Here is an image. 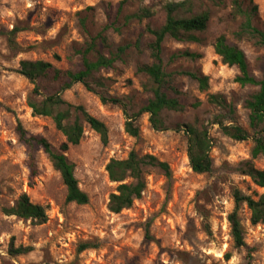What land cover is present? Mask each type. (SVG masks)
<instances>
[{
  "label": "rangeland",
  "instance_id": "obj_1",
  "mask_svg": "<svg viewBox=\"0 0 264 264\" xmlns=\"http://www.w3.org/2000/svg\"><path fill=\"white\" fill-rule=\"evenodd\" d=\"M119 1L0 0V264H264V224H251L250 211L245 204L239 205L245 246L235 248L227 222L234 207L233 188L253 197L264 193V188L255 186L235 168L251 160L256 168L264 170V159L251 158V138L232 140L221 133L217 124L208 122L220 110L206 103V94L220 93L232 105L235 123L247 129L248 111L243 102L256 90L237 84V69L222 64L214 53L213 41L218 35L224 34L243 52L252 75L260 76L264 67V46L255 39L233 38L239 20L229 18L228 0H194L188 15L203 10H209L211 15L206 30L194 34L198 41L166 38L162 43L166 72L190 71L208 77V88L202 92L188 76L173 75L185 108L181 112H163L169 127L166 130L153 129L148 114L143 113L138 119L140 136L133 138L124 132L125 115L120 105L103 104L96 92L80 83L62 92L66 101L82 105L108 129V140L103 144L98 134L84 125L82 139L66 152L75 164L78 186L88 196L86 204L65 202L66 188L60 175L37 146L32 151L37 172L30 177L28 150L18 139L16 122L29 134L43 136L54 146L64 137L49 117L31 114L27 101L34 96L32 84L17 72L20 60L42 59L58 68L75 70L81 66L76 51L101 33L105 41H95L100 54L115 55L118 47H123L112 66L99 72L104 79V93L125 97L133 111L150 96L147 77L135 73L137 65L149 61L146 43L151 37L146 26L162 24V6L180 0H127L118 14ZM253 1L258 8L254 24L264 30V0ZM87 7L92 9L85 10ZM141 7L153 11V15L123 24L125 15ZM12 30L13 42L9 44L6 34ZM137 41L139 48L135 46ZM184 50L199 53L200 58L170 59ZM93 56L92 52L90 57ZM196 102L200 105L192 107ZM186 123L207 125L212 139L209 154L213 166L209 173L197 174L190 168L187 135L183 127L174 130L172 126ZM132 149L167 162L171 176L166 178L157 169L148 168L141 198L129 208L111 213L106 205L115 183L107 178L105 164L110 158H124ZM21 193L46 206V223L32 225L29 220L2 212ZM82 242L91 247L78 252ZM11 243L14 248L31 250L10 255Z\"/></svg>",
  "mask_w": 264,
  "mask_h": 264
},
{
  "label": "trees",
  "instance_id": "obj_2",
  "mask_svg": "<svg viewBox=\"0 0 264 264\" xmlns=\"http://www.w3.org/2000/svg\"><path fill=\"white\" fill-rule=\"evenodd\" d=\"M194 0H180L167 2L162 6L164 13L163 23L157 27L146 26V31L151 39L146 43L149 61L136 66V74L147 77L150 82V96L141 104L137 110L130 109L125 97L108 96L102 90L105 86L104 79L99 72L101 69L110 68L123 47H118L115 55H103L96 51L95 41L101 42L105 37L98 33L91 38L84 49L76 53L80 57L81 66L78 69H62L51 62L42 59H22L18 62L17 72L32 84L31 97L27 106L34 116L49 117L56 130L64 140L54 146L45 137L29 134L19 121L16 122L15 131L18 139L27 148L26 164L30 177L36 174L35 156L32 152L34 147H39L46 155L51 166L60 175L63 185L66 188L65 202H73L79 205L88 202L87 194L78 186L75 177V164L67 157L66 152L70 146L77 145L83 137L84 125L98 134L103 144L108 140V129L98 118L89 114L82 105H75L62 97V92L71 88L75 83L82 84L87 90L98 94L103 104L111 103L121 106L125 115L123 124L124 132L133 137L139 138L140 128L138 119L143 113L148 114V121L155 130H166L169 128L163 117V112H181L185 106L181 103L179 95L181 91L173 84L174 74H184L196 82L199 91H206L208 88V77L202 73L182 71L178 73L166 72L163 66L162 43L166 38L175 41H193L198 39L194 35L206 30L210 11L203 10L199 13L188 15L190 5ZM223 0H221L222 2ZM127 0L118 2L117 13L121 11ZM215 1H213L214 3ZM217 4V3H214ZM229 18L239 20L237 30L232 32L235 40L255 39L258 45L264 46V30L254 24L258 15L257 5L253 0H228ZM87 7L85 10H91ZM153 11L141 7L136 11L123 17V24L131 21L140 22L150 18ZM83 24L84 20H80ZM118 29V27H116ZM6 34L9 44L13 41L11 34ZM139 48L138 41L135 44ZM214 53L220 58L222 64L237 69L235 82L240 86H253L256 90L249 94L243 105L248 111L247 129L235 123L234 109L220 93L206 94V103L217 107L220 112L211 115L210 124H217L221 133L226 137L243 141L251 138L254 145L251 149V158L258 156L264 159V67L260 76L252 75L244 57L243 52L235 45L229 43L224 34L218 35L213 41ZM93 52V58L90 54ZM186 58L196 60L200 58L199 53L188 50L174 53L170 59ZM39 98V99H37ZM199 102L191 106L197 108ZM174 130L184 128L187 135V158L191 170L197 174L209 173L212 170V159L209 154L212 147V139L208 133L207 125L186 123L172 125ZM154 168L160 171L166 178L171 176V170L167 162L157 159L151 154H139L130 150L124 158H110L105 164V172L110 182L115 183V189L108 195L107 210L111 213H119L129 208L135 200L141 198L146 187L147 169ZM235 171L249 177L251 182L260 188H264V170L256 168L251 160H245L237 165ZM234 207L227 215V222L235 248L245 246L244 230L238 216V207L245 204L250 211L249 221L251 224H264V193L253 197L245 194L238 188L232 189ZM2 212L5 215H12L19 219L29 220L32 225H42L47 222L48 214L46 206L32 202L26 193H21L12 206L4 207ZM147 236V230L145 232ZM91 247L90 243L82 242L77 251H83ZM30 247H16L12 243L9 246L10 255L23 254L30 251ZM226 258L228 255H225Z\"/></svg>",
  "mask_w": 264,
  "mask_h": 264
}]
</instances>
